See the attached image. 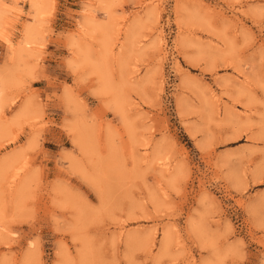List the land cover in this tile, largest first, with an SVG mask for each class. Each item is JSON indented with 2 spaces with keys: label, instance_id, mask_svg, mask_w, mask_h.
<instances>
[{
  "label": "rangeland",
  "instance_id": "1",
  "mask_svg": "<svg viewBox=\"0 0 264 264\" xmlns=\"http://www.w3.org/2000/svg\"><path fill=\"white\" fill-rule=\"evenodd\" d=\"M0 264H264V0H0Z\"/></svg>",
  "mask_w": 264,
  "mask_h": 264
}]
</instances>
